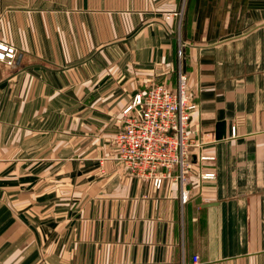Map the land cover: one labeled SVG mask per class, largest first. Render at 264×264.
I'll use <instances>...</instances> for the list:
<instances>
[{
  "label": "crops",
  "instance_id": "crops-1",
  "mask_svg": "<svg viewBox=\"0 0 264 264\" xmlns=\"http://www.w3.org/2000/svg\"><path fill=\"white\" fill-rule=\"evenodd\" d=\"M179 3L0 0V264H264V0H185L189 129L214 176L192 160L180 204L112 158L132 96L175 84Z\"/></svg>",
  "mask_w": 264,
  "mask_h": 264
},
{
  "label": "built area",
  "instance_id": "built-area-1",
  "mask_svg": "<svg viewBox=\"0 0 264 264\" xmlns=\"http://www.w3.org/2000/svg\"><path fill=\"white\" fill-rule=\"evenodd\" d=\"M166 16L178 17L176 12H168ZM15 58V47L0 40V62L10 67ZM197 107L195 94L187 86L182 61L178 58L173 88L152 84L135 93L122 108L121 127L110 138L112 158L132 176L149 180L154 189H159L163 180L173 181L179 203L184 204L188 198L192 160L198 165L199 180L214 176L212 171L202 169L203 162L212 160L213 156L200 150L201 138H196V132L189 129ZM229 135L234 136V126ZM196 260L197 256L193 255L192 261Z\"/></svg>",
  "mask_w": 264,
  "mask_h": 264
},
{
  "label": "rangeland",
  "instance_id": "rangeland-1",
  "mask_svg": "<svg viewBox=\"0 0 264 264\" xmlns=\"http://www.w3.org/2000/svg\"><path fill=\"white\" fill-rule=\"evenodd\" d=\"M184 5H185V0H180L178 7L174 11H172V12H176L178 15L177 23H176V31L174 33V41H175V45H176V57H177V59L180 58L182 55L183 42H182V38L180 35L179 22L181 21V17L183 15ZM113 135H111V136H113ZM111 136H110V138H111ZM109 142H110V139H109Z\"/></svg>",
  "mask_w": 264,
  "mask_h": 264
},
{
  "label": "water",
  "instance_id": "water-1",
  "mask_svg": "<svg viewBox=\"0 0 264 264\" xmlns=\"http://www.w3.org/2000/svg\"><path fill=\"white\" fill-rule=\"evenodd\" d=\"M213 137L215 140H221L225 135V123L224 121H218L214 125Z\"/></svg>",
  "mask_w": 264,
  "mask_h": 264
}]
</instances>
